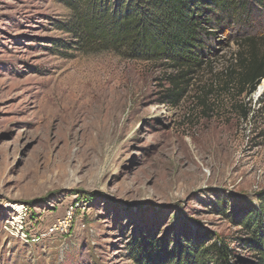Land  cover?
Listing matches in <instances>:
<instances>
[{"label":"rangeland","instance_id":"374dc122","mask_svg":"<svg viewBox=\"0 0 264 264\" xmlns=\"http://www.w3.org/2000/svg\"><path fill=\"white\" fill-rule=\"evenodd\" d=\"M68 18L55 0H0V264H132L137 241L244 237L264 191V79L251 93L234 56L264 11L214 29L175 104L165 62L55 47Z\"/></svg>","mask_w":264,"mask_h":264},{"label":"trees","instance_id":"16d2710c","mask_svg":"<svg viewBox=\"0 0 264 264\" xmlns=\"http://www.w3.org/2000/svg\"><path fill=\"white\" fill-rule=\"evenodd\" d=\"M69 11L59 29L69 41L55 45L83 54L111 52L124 59L165 62L175 70L168 78L169 104L185 94L189 78L208 63L214 29L225 30L241 12L245 17L264 11V0H55ZM240 43V45H238ZM235 58L242 67L239 81L255 86L264 79V36L243 37L236 42ZM204 59H206L204 61ZM256 206L241 216L242 238L214 237L204 233L181 236L168 248L160 238L128 249L132 264H264V191ZM218 212L224 214L222 209ZM206 240L207 244H203ZM250 251L244 263L234 249Z\"/></svg>","mask_w":264,"mask_h":264},{"label":"built area","instance_id":"2783aa9c","mask_svg":"<svg viewBox=\"0 0 264 264\" xmlns=\"http://www.w3.org/2000/svg\"><path fill=\"white\" fill-rule=\"evenodd\" d=\"M60 227H62L61 223L59 221H57V223H54L52 225V227L50 228V231H55V232L59 231Z\"/></svg>","mask_w":264,"mask_h":264}]
</instances>
